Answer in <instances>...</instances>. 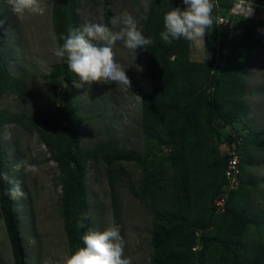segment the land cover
Returning <instances> with one entry per match:
<instances>
[{"label": "trees", "instance_id": "16d2710c", "mask_svg": "<svg viewBox=\"0 0 264 264\" xmlns=\"http://www.w3.org/2000/svg\"><path fill=\"white\" fill-rule=\"evenodd\" d=\"M228 2L218 0L213 10V28L203 40L202 59L192 62L185 54V39L165 44L160 37L165 30L164 13L179 7V0H150L144 36L152 42L137 54V59H148L143 77L154 83L148 92L140 94L141 157L125 152L110 138L92 150L80 149L78 126L82 122L74 106L73 72L62 60L50 69L47 77L54 117L39 105L31 115L0 111V139L1 128L6 125L34 131L56 164L69 255L84 246L82 236L91 229L84 180L89 160L103 162L111 192L117 178L128 175L114 164L133 161L143 173L141 189L137 191L132 182L128 188L149 210L150 264H264V210L253 214L259 235L253 236L254 240L242 229L248 225L241 217L242 212L227 207L233 193L245 184L241 177L248 156H239L234 149L220 155L212 139L216 131H223L225 140L230 138L229 143H235L230 127L244 115L237 98L245 93L243 75L254 53L250 35L218 31V23L224 21L218 12L229 9ZM51 3L52 29L58 46H62L60 36L67 34L68 27L79 29L77 0H51ZM223 52L226 66L217 62ZM23 81L8 72L0 57V99L28 96ZM216 112L220 113L219 123L215 121ZM252 139L258 143L250 147L251 153H264L261 136ZM233 154L238 157L239 185L227 192L223 207L218 208L215 203L226 193V170ZM0 173L6 174L1 146ZM8 190V182L0 179V213L13 263L24 264ZM81 215L88 217L84 228L77 227ZM219 225L221 231L214 229Z\"/></svg>", "mask_w": 264, "mask_h": 264}, {"label": "rangeland", "instance_id": "374dc122", "mask_svg": "<svg viewBox=\"0 0 264 264\" xmlns=\"http://www.w3.org/2000/svg\"><path fill=\"white\" fill-rule=\"evenodd\" d=\"M144 2L145 0H77L79 29L87 23H104L113 31H118L120 26L113 27L111 18L127 11L139 20L144 11ZM42 3L45 7L43 15L34 14L20 20L11 12L7 0H0V57L8 72L14 77L23 78L28 88L26 97L3 96L0 99V111L31 115L35 106L39 105L55 116L47 77L50 69L59 64L60 60L52 51L54 47H58L52 29V3L51 0H42ZM240 3L249 8L255 5L254 14L245 17L236 12L234 8ZM228 6L229 9L222 8L218 12L224 19L218 23V31L222 33L228 30L238 36L250 35L254 53L248 60L243 75L245 93L237 98L242 104L244 115L230 127L235 143L230 144V138L226 141L223 131H216L212 139L220 155L234 149L239 156H248L245 172L241 177L245 184L240 185L233 193L232 202L227 207H236L242 212V219L249 225L242 226V229L250 239H254L253 236L259 235L255 229L257 219L253 214L264 210V153L255 151L252 154L250 149L258 143L252 139L255 135L261 136L264 142V31H258L264 30V0H229ZM179 7H186L183 0H179ZM144 22L145 20L139 21L143 35ZM185 46V54L190 61L199 62L202 59L203 40H185ZM142 48L144 47L133 51L127 49L123 42H117L113 49L117 62L125 68L126 75L130 78L129 90L111 81L88 85L75 73L72 74L74 106L77 118L82 122L78 126L81 150H92L110 138L114 145L125 152L141 157L140 94L148 92L154 85L153 81L143 77L148 59H137ZM224 52L226 53L225 50ZM224 52L217 62H224L226 66ZM215 121L221 122L218 112L215 113ZM0 146L4 154L6 174L13 182H8L9 189L15 182H19L26 194L16 200L11 198L21 249L25 255L24 264H63L64 258L69 254L60 208L59 172L50 159L48 149L42 145L34 131L14 124L1 128ZM21 160L35 164L39 171L25 173L22 168L17 171L15 165ZM88 163L84 180L91 229L103 231L113 223L118 225L126 241L124 255L130 258L131 264H150L152 249L149 243V210L131 195L128 188V184L132 182L136 190L140 191L143 177L141 169L133 161L115 163L114 167L122 168L128 175L117 178L111 192L103 162L89 160ZM220 228L219 225L214 229L221 231ZM262 235L264 239V229ZM0 264H14L1 213Z\"/></svg>", "mask_w": 264, "mask_h": 264}, {"label": "clouds", "instance_id": "9594fccd", "mask_svg": "<svg viewBox=\"0 0 264 264\" xmlns=\"http://www.w3.org/2000/svg\"><path fill=\"white\" fill-rule=\"evenodd\" d=\"M7 3L11 12L20 20L45 12L42 0H7ZM183 4L186 6L184 9L176 7L164 13L165 30L160 33V37L165 44L181 38L199 42L213 28L214 0H183ZM143 10L139 20L127 11L120 16H113L110 23L113 27L119 25L118 31H113L104 23H87L82 29L69 26L67 34L60 36L62 46L53 48L54 56L64 61L85 84L111 81L129 90L130 78L125 68L117 62L113 49L117 42H123L127 49L133 51L151 44V39L145 38L139 28V21L148 19V0H145ZM254 10L255 5L249 8V15L254 14ZM21 168L25 173L39 171L35 164L27 160L16 163L15 169L19 171ZM0 179L13 183L5 173H0ZM6 194L13 200L26 195L19 182H15ZM87 218V215H81L77 227L84 228ZM82 240L84 246L64 258L63 264H131L130 258L124 255L126 241L119 226L114 223L103 231L89 229Z\"/></svg>", "mask_w": 264, "mask_h": 264}, {"label": "built area", "instance_id": "2783aa9c", "mask_svg": "<svg viewBox=\"0 0 264 264\" xmlns=\"http://www.w3.org/2000/svg\"><path fill=\"white\" fill-rule=\"evenodd\" d=\"M217 2L218 0H214L215 5L217 6ZM241 4V3H240ZM237 4V5H240ZM245 17L251 16L249 15V13H247V15L243 14ZM237 164H238V157L236 155H232V158L229 161V165L228 168L226 170V177L228 180V184L225 187V194L223 197H221L220 199H218L215 203V205L218 208H222L223 207V203H224V198L227 196V192L230 190L235 189L238 185H239V171L237 168Z\"/></svg>", "mask_w": 264, "mask_h": 264}, {"label": "bare ground", "instance_id": "6f19581e", "mask_svg": "<svg viewBox=\"0 0 264 264\" xmlns=\"http://www.w3.org/2000/svg\"><path fill=\"white\" fill-rule=\"evenodd\" d=\"M234 10L236 12H239V13L245 14V15H247V13H249V7L246 4H244V5H242V4L236 5Z\"/></svg>", "mask_w": 264, "mask_h": 264}]
</instances>
